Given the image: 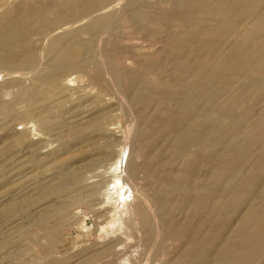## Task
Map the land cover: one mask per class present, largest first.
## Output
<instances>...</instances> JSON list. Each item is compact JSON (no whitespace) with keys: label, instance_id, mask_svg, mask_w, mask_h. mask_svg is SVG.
Returning <instances> with one entry per match:
<instances>
[{"label":"rangeland","instance_id":"1","mask_svg":"<svg viewBox=\"0 0 264 264\" xmlns=\"http://www.w3.org/2000/svg\"><path fill=\"white\" fill-rule=\"evenodd\" d=\"M214 1L0 0V264H264V88L236 102L240 87L264 83V65L220 66L252 46L247 35L264 6L255 14L250 3ZM102 7L115 17L83 29ZM193 16L227 26L179 33L180 21ZM56 37L61 43H52ZM75 37L90 46L88 59L64 68L54 60ZM163 38L200 40L178 64L209 72L213 98L198 96L203 81L182 75L184 85L171 88L138 70L167 49ZM24 55L36 65H24ZM163 93L192 102L194 119H169L175 139L161 125ZM218 109L237 122L208 129ZM231 154L238 156L226 161ZM165 178L174 184L160 192ZM194 238L203 241L201 257L181 262Z\"/></svg>","mask_w":264,"mask_h":264},{"label":"bare ground","instance_id":"2","mask_svg":"<svg viewBox=\"0 0 264 264\" xmlns=\"http://www.w3.org/2000/svg\"><path fill=\"white\" fill-rule=\"evenodd\" d=\"M68 1V0H67ZM173 0H171V2H172ZM175 1V0H174ZM214 1V0H213ZM235 1V5H234V7H244L245 5H250L251 4V6L249 7V10L252 12V13H255V11L257 12V9L259 8V7H263L264 6V0H250V1H248V0H234ZM28 2V1H27ZM215 2V1H214ZM218 2V1H217ZM222 2V1H221ZM225 2V1H224ZM223 2V3H224ZM250 3V4H249ZM26 5L25 6H27L28 5V3H25ZM214 4V3H213ZM210 5V6H214V5ZM220 5V4H219ZM113 6H115V5H113ZM173 6V5H172ZM73 7V6H72ZM106 7V6H105ZM204 7V6H203ZM207 7V6H206ZM205 7V8H206ZM209 7V6H208ZM217 7H218V5H217ZM233 7V8H234ZM47 9V8H46ZM58 9V8H57ZM133 9V8H132ZM193 9V8H192ZM220 9V8H219ZM228 9V8H227ZM260 9V8H259ZM258 9V10H259ZM264 9V8H263ZM50 10V9H49ZM102 10H103V7H102ZM215 10H217L216 8H215ZM214 10V11H215ZM224 10V9H223ZM240 10V9H239ZM20 11H22V10H20ZM99 11V10H98ZM103 11H105V10H103ZM103 11H101V13L100 14H98V15H96L94 18H93V21H91V22H89V24L88 25H86V26H82L83 27V29H85V28H90L92 25H93V27L95 26V24L97 25V23L98 24H100V21L104 18V21H105V19H107L108 17L110 18V16H111V14L113 15V13L112 12H109V11H105V12H103ZM112 11V10H111ZM261 11V10H260ZM58 12V11H57ZM103 12V13H102ZM130 12V11H129ZM199 12V11H198ZM232 12V11H231ZM261 12H263V11H261ZM260 12V13H261ZM141 13V12H140ZM258 14L257 16H258V18H257V20H255V25H254V28H253V30L249 33L248 32V35H247V37H249V38H251V39H253V44H252V46H250V47H248V46H245V45H243L242 46V48L240 49L239 48V50H238V52L237 53H235L234 54V57H231L229 60H226L224 63H222V61L220 62V66H222L221 68H223L224 69V72L225 71H227V70H232V69H244V68H246V67H251V68H253L254 66H256V65H264V16L262 15V14ZM120 14V13H119ZM142 14V13H141ZM197 14V13H196ZM216 14V13H215ZM227 14V13H226ZM256 14V13H255ZM264 14V13H263ZM59 15V14H58ZM122 15V14H121ZM260 15H262V16H260ZM55 16H57V15H55ZM60 16V15H59ZM93 16V15H92ZM140 14L139 13H132V18H133V20L135 21V23H139V19H140ZM90 17V16H89ZM111 17H113V16H111ZM114 17H115V15H114ZM113 17V18H114ZM191 18H193V19H190L189 18V20H181L180 21V26L179 25H176V27L177 26H179L178 28L180 29V31H179V33H187V32H191V31H194V32H199V33H205V32H222V31H224L225 30V28H226V24L223 22V21H221V20H218V19H213V18H194V16L193 17H191ZM84 19V18H83ZM88 19V18H87ZM95 19V20H94ZM2 20V19H1ZM80 20V19H79ZM78 20V21H79ZM89 20V19H88ZM108 20V19H107ZM20 21V20H19ZM77 21V20H76ZM226 21H227V19H226ZM229 21L230 20H228V23H229ZM109 22V21H108ZM140 22H141V20H140ZM143 22V21H142ZM141 22V23H142ZM53 23V22H52ZM105 23V22H104ZM107 23V22H106ZM105 23V24H106ZM178 23H179V21H178ZM227 23V24H228ZM150 24V23H149ZM176 24H177V22H176ZM104 25V24H103ZM146 25V24H145ZM7 26H8V24H7ZM73 26V25H72ZM143 26V25H142ZM141 26V27H142ZM5 27V26H4ZM3 27V28H4ZM92 27V28H93ZM144 27V26H143ZM163 27V26H162ZM160 28V27H159ZM163 28H165V26L163 27ZM161 29V28H160ZM176 29V28H175ZM174 29V30H175ZM58 30V29H57ZM89 30H92V29H89ZM163 30V29H162ZM177 30V29H176ZM144 31V30H143ZM167 31V30H166ZM166 31H165V34H166ZM178 31H177V33H178ZM170 32V31H169ZM175 32L176 31H174V34H175ZM229 32V31H228ZM68 33V32H67ZM87 33V32H86ZM162 33V37H164L163 36V33H164V30L162 31V32H160V34ZM176 33V34H177ZM69 34V33H68ZM89 34V33H88ZM132 34V33H131ZM169 35V34H168ZM196 35V34H195ZM61 36V35H60ZM63 36V35H62ZM62 36H61V38H62ZM81 36V35H80ZM220 36V35H219ZM180 37V36H179ZM60 37H56L55 38V40L52 42L53 44H54V42H58V44L59 43H61V41H62V39H61ZM112 38V37H111ZM181 38V37H180ZM187 39H189V38H187ZM127 40V39H126ZM181 40V39H180ZM194 40V39H193ZM199 40V39H198ZM204 40V39H203ZM208 40V39H207ZM70 41V40H69ZM131 41V40H130ZM163 41H164V43H165V47L167 48V49H164V50H162L161 49V51L159 52L158 51V53H157V55H155V56H151V58H149V59H147V60H145V61H143V62H141L140 63V65H138V67H139V69L138 70H140L141 71V73L143 74V75H145V74H147V75H150L151 73H153L154 75L155 74H157L158 76H157V79H156V77H155V79H156V82H158L160 85H165V86H167V87H171V88H179V87H181L182 85H184V80L182 81L181 80V76L183 75H186V76H188L187 78L188 79H190V80H192V82H194V83H199L200 81H203V83H201L200 84V94H198V96L200 95L202 98H213V95H214V93H215V86L216 85H214L213 84V82L212 81H205L204 82V80H206V79H208V78H210L211 77V75L209 74V72L208 73H206V72H204V71H200V70H196L195 69V71H189V70H187V69H185L186 67H187V64H186V66H185V68H182V65L181 64H178V62L180 61V60H183V59H185L188 55H190L192 52H194V51H196L197 49H199V47L201 46L202 47V43H199L200 42V40H199V42H197L196 40L195 41H189V40H184V39H182V41L180 42V43H173L174 42V40H173V42H170V41H168V40H166L165 38H163ZM172 41V40H171ZM176 41V40H175ZM210 41V40H209ZM2 42V41H1ZM68 42V41H67ZM66 42V44L65 45H63L64 47L60 50V52L57 54V56H56V59L54 60V62L55 63H61L62 65H63V67L65 68V67H68L69 68V66H75L76 67V65H78V64H80V63H82V62H85L87 59H88V55H89V52H90V46L87 44V42H86V40H83V39H81V38H79V37H75L72 41H70V43L68 42L67 43ZM202 42V41H201ZM210 42H213V41H210ZM151 43V42H150ZM53 44H51V45H53ZM57 44V43H56ZM163 44V43H162ZM201 44V45H200ZM62 45V44H61ZM208 45V44H207ZM50 46V45H49ZM62 47V46H61ZM207 47V46H206ZM211 48H213V46H210ZM50 48V47H49ZM206 49V48H205ZM50 50V49H49ZM217 50V49H216ZM205 52V51H204ZM216 52V51H215ZM221 52V51H220ZM156 53V52H155ZM40 54V53H39ZM130 54V53H129ZM128 54V55H129ZM213 54V53H212ZM26 55H29V54H27L26 53ZM41 55V54H40ZM154 55V54H153ZM207 55V54H206ZM209 55V54H208ZM215 55V54H214ZM219 55V54H218ZM217 55V56H218ZM32 56V55H31ZM212 56V55H211ZM228 56V55H227ZM149 57V56H148ZM215 57V56H214ZM25 55H24V57H22L21 59H23L24 60V65H33V66H35L36 65V63H34L35 62V60H34V56H32V58H29L28 59V56H27V61H25ZM144 58V57H143ZM211 58H213V57H211ZM216 58V57H215ZM219 58V57H218ZM14 59V58H13ZM19 59V58H18ZM17 59V60H18ZM146 59V58H145ZM207 60V59H206ZM211 60V59H210ZM215 60V59H214ZM213 60V61H214ZM218 60V59H217ZM19 61V60H18ZM19 62H21L22 63V61H19ZM88 62V61H87ZM215 62V61H214ZM259 62H261V63H259ZM96 63V62H95ZM215 63H217V61L215 62ZM102 64V63H101ZM139 64V63H138ZM218 64V63H217ZM61 65V66H62ZM133 65V64H132ZM136 65V64H135ZM59 66V65H58ZM183 66V67H184ZM220 66H218V67H220ZM49 67V66H48ZM51 67V66H50ZM57 68V66H56V64L54 65V68ZM62 67V68H63ZM97 68H98V66H96ZM100 67V66H99ZM115 67V66H114ZM113 67V68H114ZM59 69H60V67H58ZM61 68V69H62ZM67 68V69H68ZM94 68V67H93ZM188 68V67H187ZM60 69V70H61ZM73 69V68H72ZM100 69V68H99ZM112 69V68H111ZM115 69V68H114ZM192 69V68H191ZM250 68H248L247 70H249ZM20 70V69H19ZM68 70H70V69H68ZM94 70V69H93ZM98 70V69H97ZM104 70V69H103ZM204 70V69H203ZM246 70V71H247ZM62 71V70H61ZM235 72H238V71H235ZM141 73H139L140 75H141ZM233 73V72H232ZM231 73V74H232ZM245 73V72H244ZM58 74V73H57ZM119 74H120V72H119ZM136 74V73H135ZM153 74H151V75H153ZM218 74L219 73H217V76H218ZM154 75H153V77H154ZM214 76L216 75V73L215 74H213ZM134 76H136V75H134ZM225 77H226V73H225V75H224ZM231 76V75H230ZM234 76H237L238 77V75H234ZM243 76V75H242ZM241 76V77H242ZM118 77V76H117ZM146 76H143V78H144V80H145V82L146 81H148L147 80V77L145 78ZM220 77H221V73H220ZM45 78V77H44ZM141 78V77H140ZM228 78H230L229 76H228ZM245 78V77H244ZM251 78V77H250ZM50 79V78H49ZM55 79V78H54ZM188 79H186V80H188ZM234 79V78H233ZM154 80V79H153ZM225 80H226V78H225ZM51 82H52V80H50ZM152 81V80H151ZM224 81V80H223ZM228 81V80H227ZM225 81L226 83H225V85H227V84H229L230 82L228 81ZM232 81V80H231ZM234 81V80H233ZM119 82V81H118ZM155 82V83H156ZM191 82V81H190ZM212 82V83H211ZM258 82H259V84H255L254 83V85L251 87L250 86V88H248L247 87V85H246V87H244V86H242V87H240V93L237 95V97H236V102L237 103H240V104H243V105H245V103H247V98H248V96H249V92H251V91H253V89L255 90V91H257V92H261L262 90H263V88H264V83H262V81L259 79L258 80ZM139 83H141V82H139ZM149 83H152V82H149ZM214 83H215V81H214ZM217 83H219V82H217ZM216 83V84H217ZM223 83V82H222ZM187 84V83H186ZM185 84V85H186ZM232 84H233V82H232ZM239 84V83H238ZM248 84V83H247ZM147 86V85H146ZM151 86H153V85H151ZM157 86H159V85H157ZM195 86H196V84H195ZM234 86V85H233ZM249 86V85H248ZM166 87V88H167ZM196 87H198V86H196ZM143 88H145V86L143 87ZM154 88V87H153ZM158 88V87H157ZM140 89V88H139ZM169 89V88H168ZM138 90V89H137ZM190 91V90H189ZM196 92H198L197 90H195ZM144 92V91H143ZM154 92H155V90H154ZM157 92V91H156ZM164 92V91H163ZM171 92V91H170ZM193 92V91H192ZM158 93H160V92H158ZM199 93V92H198ZM142 94H144V93H142ZM171 94H172V92H171ZM216 94V93H215ZM124 95V94H123ZM161 95V94H160ZM174 95V94H173ZM192 95V94H191ZM190 95V96H191ZM234 95V94H233ZM196 95H194V96H192V97H195ZM172 97V96H171ZM170 96H167V93L166 94H162V96H160V105L158 106V110H160L161 111V113L164 115V117H163V119L161 120V121H163V122H161L162 124L161 125H163V127L164 128H166V130H167V132L169 133V134H167V135H170V136H172L173 135V137L175 136H178L179 134H178V131H175L174 129H173V127L171 126V124L169 123V119H171V117H172V115L173 114H177V116H179V115H185V116H187V118L190 120H192V119H194V118H192V117H194V115L193 114H190L189 113V111H188V109L190 108V107H193V106H191L192 105V102H191V99L190 100H179V98L178 99H176V98H171ZM188 97V96H187ZM231 97V96H230ZM181 98V97H180ZM183 98V97H182ZM188 98H190V97H188ZM184 99V98H183ZM193 99H196V98H193ZM197 101V100H196ZM231 101V100H230ZM231 103V102H230ZM229 103V104H230ZM155 105V104H154ZM231 105V104H230ZM234 105H238V104H234ZM239 106V105H238ZM241 106V105H240ZM231 107V106H230ZM250 107V106H249ZM233 108V107H232ZM243 108V107H242ZM227 111V110H226ZM213 112H214V110H213ZM189 113V114H188ZM209 113V112H208ZM239 113V112H238ZM179 114V115H178ZM206 114V113H205ZM232 114V113H231ZM231 114H227V113H225V112H221L219 109H218V111L216 112V110H215V113H213V119L210 121V122H208V123H210L211 125H208V126H211V128H209L208 127V129H210V130H212L213 129V126L212 125H216V124H221V125H229V124H234L235 122H237V118H234ZM162 115V116H163ZM158 116H160V115H158ZM174 116V115H173ZM207 116V115H206ZM202 117V116H201ZM238 117H239V115H238ZM199 119V118H198ZM173 120V119H172ZM194 122V121H193ZM195 123V122H194ZM207 123V124H208ZM159 124V123H158ZM190 124V123H189ZM197 124V123H196ZM199 124V123H198ZM181 126V125H180ZM198 129H200V128H202L203 127V124H199V125H195ZM189 127V126H188ZM187 127V128H188ZM217 128V127H216ZM194 129H196V128H194ZM207 129V128H206ZM182 130V129H181ZM180 130V131H181ZM188 130V129H187ZM214 130V129H213ZM220 130V129H219ZM262 130V129H261ZM189 131V130H188ZM205 131V130H204ZM144 132V131H143ZM202 132V131H201ZM183 132H181V134H182ZM186 133V132H185ZM253 136V135H252ZM175 137H174V139H175ZM153 138V137H152ZM178 138V137H177ZM259 139V138H258ZM256 140V139H255ZM251 141V140H250ZM249 140H248V142H250ZM169 144V143H168ZM247 144V143H246ZM256 144H257V142H256ZM262 144V143H261ZM264 144V143H263ZM159 145V144H158ZM182 146V145H181ZM144 147V146H143ZM172 149V148H171ZM174 149H175V147H174ZM207 149V148H206ZM209 149V148H208ZM177 150H181V148L179 149V147H177ZM264 150V149H263ZM173 151V150H172ZM185 151V150H184ZM220 151V150H219ZM222 151V150H221ZM220 151V152H221ZM223 151H225L224 149H223ZM225 152H228V151H225ZM230 152H234V151H230L229 150V153ZM242 153V152H241ZM241 153H239V155L241 154ZM261 153V152H260ZM195 154V153H194ZM218 154V153H217ZM187 155H189V154H187ZM196 156H197V154H195ZM232 155V154H231ZM243 155V154H242ZM263 155H264V152H263ZM174 156H175V154H174ZM194 156V155H193ZM199 156V155H198ZM238 156V154L236 155H232L231 157H230V159H228V160H226L225 158H224V161H223V159H222V161L223 162H226V161H231V160H234L236 157ZM228 157V156H227ZM232 158V159H231ZM226 160V161H225ZM191 161H193V160H191ZM217 161H219L220 162V159H218ZM222 161L220 162V163H222ZM218 162V163H219ZM185 164V163H184ZM193 164H194V162H193ZM192 164V165H193ZM225 164H227V163H225ZM220 165V164H219ZM191 166V165H190ZM152 168V167H151ZM184 169H185V167H184ZM133 170V169H132ZM153 170V169H152ZM187 173H189V172H187ZM235 174H236V172H235ZM180 177H181V175H180ZM131 178V177H130ZM183 178H184V176H183ZM232 178V177H231ZM135 179V178H134ZM180 179H182V177L180 178ZM179 179V180H180ZM158 180V179H157ZM160 180V179H159ZM176 180V179H175ZM251 181V180H250ZM155 182V181H154ZM172 182V181H171ZM166 183V178H165V182L163 181V182H160V183H158V191H163V190H166V189H169V188H171L172 187V184H174V183ZM176 182V181H175ZM184 183V182H183ZM171 184V185H170ZM179 184H181V183H179ZM262 184V183H261ZM196 185V184H195ZM155 186V185H154ZM203 186V185H202ZM201 187V186H200ZM206 187H208V188H210L209 186H206ZM261 187V186H260ZM175 189V188H174ZM151 190V189H150ZM205 191H206V189H204ZM210 190V189H209ZM215 190V189H214ZM213 190V191H214ZM243 190V189H242ZM176 191H178L177 190V188H176ZM181 191V188L179 189V192ZM197 191V190H196ZM195 191V192H196ZM166 192V191H165ZM207 192H209V191H207ZM224 192V191H223ZM229 192V191H228ZM252 192V191H251ZM164 193V192H163ZM162 193V194H163ZM167 193V192H166ZM181 193H182V191H181ZM214 193V192H213ZM248 193V192H247ZM250 193V192H249ZM188 194V193H187ZM196 194H197V192H196ZM198 194H200V192H198ZM197 194V195H198ZM218 194H220V193H218ZM252 194H253V192H252ZM251 194V195H252ZM256 194V193H255ZM161 195V194H160ZM211 195V194H210ZM213 195H215V194H213ZM164 196V195H163ZM261 196L262 195H257V199L255 200V198H254V202H253V205H257V204H259L260 203V200H261ZM162 198V197H161ZM165 198H166V196H165ZM164 199V198H163ZM167 199V198H166ZM165 199V200H166ZM169 200V199H168ZM212 200H214V199H212ZM211 200V201H212ZM201 201V200H200ZM203 201V200H202ZM249 203V202H248ZM162 204H163V202H162ZM194 204V203H193ZM216 205V204H215ZM199 206H200V204H199ZM203 206V205H202ZM195 207V206H194ZM201 207V206H200ZM215 207V206H214ZM224 207V206H223ZM193 208V207H192ZM202 208V207H201ZM162 209H164V208H162ZM189 209V208H188ZM204 209V208H203ZM212 209V208H211ZM254 208H252V210L250 211V213H249V219H247V220H253L254 218H256L257 217V212L255 211V210H253ZM142 210V209H141ZM145 210V209H144ZM177 210V209H176ZM210 210V209H209ZM215 211V210H214ZM248 211V210H247ZM181 212V211H180ZM188 212V211H187ZM191 212V211H190ZM203 212H206V211H203ZM208 212V211H207ZM213 212V211H212ZM169 213V212H168ZM182 213V212H181ZM202 213V212H201ZM247 213V212H246ZM245 213V214H246ZM171 214V213H170ZM194 214V213H193ZM205 214V213H204ZM209 214V213H208ZM212 214V213H211ZM188 215V214H187ZM200 215V214H199ZM136 216V215H135ZM188 217V216H187ZM214 217V216H213ZM245 217V216H244ZM174 219V218H173ZM195 219V218H194ZM146 220V219H145ZM244 220V219H243ZM263 219H261V221H262ZM171 221V220H170ZM176 221V220H175ZM183 221V220H182ZM186 221V220H185ZM246 221V220H245ZM244 221V222H245ZM245 224V223H244ZM241 226V225H240ZM174 227V226H173ZM183 227V226H182ZM149 229V228H148ZM243 229V228H242ZM186 230V229H185ZM189 230V229H188ZM180 232H181V230H180ZM179 232V233H180ZM185 233H186V231H184ZM206 232V231H205ZM161 233V232H160ZM176 233H178V232H176ZM196 233V232H195ZM204 233V232H203ZM202 233V234H203ZM244 233V232H243ZM183 234V233H182ZM150 235V234H149ZM153 235V234H152ZM180 235V234H179ZM187 235V234H186ZM239 235V234H238ZM185 236V235H184ZM188 236V235H187ZM210 236V235H209ZM207 237H208V235H207ZM207 237L205 238L204 237V239H205V241H207L208 239H207ZM214 237V236H213ZM212 237V238H213ZM164 238V237H163ZM198 238H200V237H198ZM211 238V239H212ZM202 239V238H201ZM209 240H210V238H209ZM252 240V239H251ZM186 241V240H185ZM253 242V241H252ZM203 243V241L202 240H198V239H196V238H194L193 239V241L192 242H190V246H193V245H195V247H196V245H197V247L195 248L194 247V249L193 250H190V251H188V252H186L185 253V255H182V257H181V262L184 260V261H186V258L187 259H199L200 257H201V255H200V253H201V251H202V249H201V244ZM60 244V243H59ZM203 245V244H202ZM261 245V244H260ZM184 247V246H183ZM212 247V246H211ZM207 248V247H206ZM205 248V249H206ZM229 248V247H228ZM245 249H247V248H245ZM259 249V248H258ZM209 250L210 249H208V252H209ZM212 253V252H211ZM215 253V252H214ZM206 254V253H205ZM213 254V253H212ZM214 255V254H213ZM210 256H212V255H210ZM261 256V255H260ZM204 257H205V255H204ZM203 257V258H204ZM214 258V257H213ZM222 258V257H221ZM227 258V257H226ZM229 258V257H228ZM179 259V258H178ZM177 259V260H178ZM218 260H219V258H218ZM222 260V259H221ZM190 262V261H189ZM201 262H202V260H201ZM184 264V263H183ZM202 264V263H201ZM215 264H217V262L215 263ZM222 264V263H221ZM224 264V263H223Z\"/></svg>","mask_w":264,"mask_h":264}]
</instances>
